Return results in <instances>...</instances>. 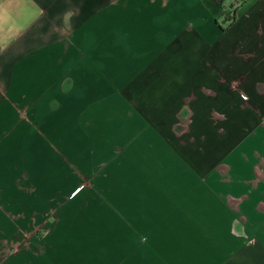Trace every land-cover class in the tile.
Listing matches in <instances>:
<instances>
[{"label": "crops", "instance_id": "obj_1", "mask_svg": "<svg viewBox=\"0 0 264 264\" xmlns=\"http://www.w3.org/2000/svg\"><path fill=\"white\" fill-rule=\"evenodd\" d=\"M227 1L0 0V245L26 238L0 264H264V0L223 28ZM111 92L166 115L120 121L101 203L50 214Z\"/></svg>", "mask_w": 264, "mask_h": 264}, {"label": "rangeland", "instance_id": "obj_2", "mask_svg": "<svg viewBox=\"0 0 264 264\" xmlns=\"http://www.w3.org/2000/svg\"><path fill=\"white\" fill-rule=\"evenodd\" d=\"M230 2L231 0H228L226 2L227 5ZM125 94V98L128 100V96L130 95L128 93ZM117 97V92H111L109 95V103H106L104 107L92 109L94 111L96 110V114H94V116H88V123L83 125L85 128L77 130L76 133H74L76 129L71 131V133L74 134L71 141L64 139L65 142H68V145L72 143V145L76 148V151L73 149L76 155L69 156L66 155L64 151L62 154V166L72 167V171L67 173V175L72 176L70 180L72 181V186H69L70 188L68 186H63L61 191L62 198L59 203L51 204L47 209V211L50 210V214L55 213L57 216L62 217L64 216V213H71L75 215V217L78 216V219L83 218L92 198L91 193L90 196L87 197L86 192L91 191V189H94L93 197L96 199V203H101L104 191L103 181L104 179L107 180L110 178L107 171L105 177L102 171L103 145L105 141L106 145H108L106 148L109 151V159H111L113 156V148L115 147L113 138L117 136V127L119 126L120 121H125L126 123L133 122L135 121V117L149 116L151 114L158 117L166 115L165 106H157L153 108H133L132 106L123 105L124 102L120 105L117 102H113L112 100ZM125 98L123 97V99ZM96 103L99 105L101 102L98 101ZM159 103L160 101H158V105ZM81 120L82 118H78L80 124ZM124 126L125 125H123V127ZM126 126L128 127L129 125ZM137 126L139 128L145 127L143 123H137L136 127ZM158 126L159 128L162 126L164 129V125ZM104 128L105 130H103ZM46 224L49 223L47 222ZM38 230L39 231L36 232L39 237H43L48 232L45 226L40 227ZM23 239H26L25 236H14L8 241L3 243L1 242L0 257H4L6 254L15 255L17 251H19L21 247V240ZM62 249L63 251L67 250L64 251L63 254L68 255L69 248L65 244Z\"/></svg>", "mask_w": 264, "mask_h": 264}, {"label": "trees", "instance_id": "obj_3", "mask_svg": "<svg viewBox=\"0 0 264 264\" xmlns=\"http://www.w3.org/2000/svg\"><path fill=\"white\" fill-rule=\"evenodd\" d=\"M241 3L242 2L236 3L235 0H231V2L228 5L224 4L223 11L221 13V17H222L221 26L223 28H228L236 21L237 11Z\"/></svg>", "mask_w": 264, "mask_h": 264}]
</instances>
